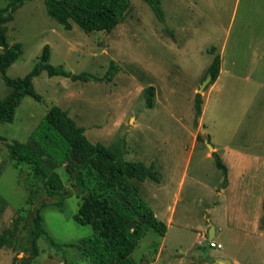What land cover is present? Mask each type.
Returning a JSON list of instances; mask_svg holds the SVG:
<instances>
[{
  "label": "rangeland",
  "instance_id": "obj_1",
  "mask_svg": "<svg viewBox=\"0 0 264 264\" xmlns=\"http://www.w3.org/2000/svg\"><path fill=\"white\" fill-rule=\"evenodd\" d=\"M130 1L120 22L103 34L99 43L72 20V28L65 29L47 14L43 0L24 2L8 22V43H21L18 59L6 69L9 77H22L29 72L45 44L50 46L49 62L62 65L72 73L88 72L102 77L110 60L118 71L109 82H84L61 75L49 76L42 70L33 78L41 100L24 96L13 120L0 123V233L9 230L11 239V245L0 247V264H20L21 258L26 260L30 256L29 264H92L75 245H68L92 233L89 224L74 220L80 204L76 193L63 199L62 209L52 203L41 209V226L62 246L55 248L46 235H41L36 241V255L23 249L24 226L34 208L26 202L31 178L26 167L18 171L11 165L5 143L26 141L52 105L67 109L75 122L85 127V134L92 142L109 145L124 136L129 153L124 158L143 163L158 160V167L164 169L160 171L161 179L169 171L165 170V162L170 155H176L174 161L179 162L189 155L187 175L178 191L171 227L163 237L148 228L131 253L135 261L143 255L152 260L159 243L164 242V252L173 259L168 264H189L188 251L194 252L197 259V252L202 250L195 242L191 245L198 227H210L213 223L223 227L215 237L223 247L208 246L209 252L229 249L235 257L244 259L245 250L260 246L264 256V244L254 239L256 233L251 223L257 214L264 220V200L259 208L251 197H239L240 210L234 213L231 200L218 206V186L214 183L223 175L212 155L204 156L205 152L213 151L205 138L214 146L228 144L246 149L252 157L264 156L263 145L251 144L264 139V0H161L164 22L157 19L145 0ZM7 2L0 0V8ZM212 47L221 55L222 68L231 77L228 79L224 73L219 85L209 90V84L200 92L202 110L194 123L195 93L214 56ZM150 84L155 86L153 107L146 106V87ZM8 93L10 87L0 76V98ZM134 119L142 125L130 132L125 128L120 131L121 126L129 129ZM189 130L192 137L201 136L199 146L191 148ZM218 153L231 167L233 179L234 160L222 148ZM176 169L181 170L180 163ZM57 171L64 185L70 187L64 168L58 167ZM257 175L260 181L264 176L262 167ZM178 178L173 172L170 185L160 192L164 199L176 196ZM162 185L167 184L162 181ZM154 188L157 186L151 187ZM42 193H37L35 198L52 199ZM140 194L149 201L145 198L148 192L144 185ZM233 236L242 240V253L237 249L240 245L232 243ZM255 259H250L251 264H260Z\"/></svg>",
  "mask_w": 264,
  "mask_h": 264
},
{
  "label": "trees",
  "instance_id": "obj_2",
  "mask_svg": "<svg viewBox=\"0 0 264 264\" xmlns=\"http://www.w3.org/2000/svg\"><path fill=\"white\" fill-rule=\"evenodd\" d=\"M28 0H8L0 8V76L11 87L10 93L0 98V123L13 120L16 107L24 96L29 95L40 101L41 95L35 90L33 78L42 70L49 76L61 75L71 80L104 81L113 79L118 68L113 60L102 77L88 72L72 73L62 65L49 62L50 46L45 44L33 68L22 77H9L6 69L18 59L21 43L9 44L7 41V22L13 19V12ZM160 22L165 21L161 0H145ZM47 14L65 29H71L74 21L85 33L100 42L103 34H108L120 22L129 9L130 0H43ZM220 54L215 53L205 75L210 72L212 84L220 72ZM204 75V77H205ZM203 77V78H204ZM208 84V85H209ZM207 85V86H208ZM155 86L146 87V106L153 105ZM202 95L195 93V120L201 114ZM1 139V138H0ZM201 136H197L200 140ZM11 165L18 171L28 170L31 184L26 202L34 206L24 226L25 242L23 249L32 256L38 253L36 241L46 235L50 244L60 248L47 235L41 226V209L47 204H54L62 209L63 199L72 193L80 198L74 220L80 224H89L92 233L80 239L75 245L92 264H147L144 255L139 261L131 257L139 240L148 228H153L161 236L167 225L158 219L149 204L139 194L136 185L129 178L143 180L146 177L158 180L152 165L141 161H128L123 155L127 152L126 139L120 136L110 146L102 142H92L85 134L83 126L78 125L69 115L68 110L58 105L48 108L28 139L24 142L5 143ZM214 163L220 169L223 180L227 183V166L216 151H212ZM58 167H63L71 186L64 185ZM42 191L51 200H38L37 193ZM58 198V199H56ZM56 199V200H55ZM11 245L9 230L0 233V247ZM20 260V264H29V259Z\"/></svg>",
  "mask_w": 264,
  "mask_h": 264
},
{
  "label": "crops",
  "instance_id": "obj_3",
  "mask_svg": "<svg viewBox=\"0 0 264 264\" xmlns=\"http://www.w3.org/2000/svg\"><path fill=\"white\" fill-rule=\"evenodd\" d=\"M13 20V19H12ZM11 20V21H12ZM8 22H7V30H8ZM1 49V48H0ZM213 54H215V50L214 47L211 48ZM223 51V48H222ZM221 51V53H222ZM220 72L216 78V80L210 84L209 86V90L213 89L214 87H216L217 85H219V81L221 80L222 76L224 75V73H227L228 79L231 77V74H229L228 72H226V70H224L222 68V66L224 65L223 59L221 58L220 55ZM211 63V62H210ZM233 63V62H231ZM253 72L251 71V74ZM10 87V86H9ZM10 91H11V87H10ZM153 107V105L151 106ZM140 125H142L141 123H138V120L134 119V123L131 125V127L129 129H127L126 126H121L120 127V131L122 129L125 128L126 131L130 132L135 128H138ZM85 129V127H84ZM191 129V127H190ZM190 131V137L192 138V147L194 148L196 147V145L198 143V140L195 137H192V132ZM114 142V141H113ZM112 142V143H113ZM111 143V144H112ZM111 144L107 145L110 146ZM127 140H126V149H127ZM252 145H263L264 146V139H259V140H255V142L251 143ZM212 145V150L216 151V153H218V150H220V148L223 149V152L225 154L230 155L229 159L230 160H234V162H232V164L234 165V167H236V173H235V177L232 179L231 175H230V170L231 167L227 166V183L226 185L222 186V180L223 178L220 180L218 179L214 184L215 186H218V191H217V196H218V200H217V204H219L218 206L223 205L224 201L227 200H231V205L234 207L232 209V212H239L240 208L238 206L239 201L238 198L239 197H244V196H249L252 198L253 202L257 201V203L259 204V208L260 205L262 204L263 200H264V176L261 177L260 181L258 180L259 175V168H263L264 169V156L263 157H252L250 155L247 154L246 149L243 148H239V147H233V146H228V144H224L223 146L219 145ZM203 151V150H202ZM263 154H264V149H262ZM126 153V152H125ZM124 155H129V153H126ZM219 154V153H218ZM123 155V157H124ZM212 155V152H205L204 156L210 157ZM170 159H168V161L165 162V170L168 169L169 171L167 172V174L165 173V177H163L161 179L160 176H162L160 173V171L164 170L158 164V160H154L151 161L149 163L144 162L145 165L149 166L152 165L153 170L155 171V174L158 177V180H154L153 178L150 177H146L143 180H139L137 178H129V180L136 185L138 192L140 194V187L142 185H144L145 190L148 192V197L147 195L145 196V198H148L149 201H145L149 204V206L151 207V209L153 210L155 216L164 221L167 225V230L171 227L172 223H173V215L175 213V207H176V200H177V196H178V191L179 189L182 188V185L184 184L186 175H187V167L189 164V155L186 157L185 161L181 160V162H179L178 160L174 161V159H177L176 155H170ZM220 156V154H219ZM221 157V156H220ZM125 159V158H124ZM221 159L223 160V158L221 157ZM130 161V160H128ZM262 161V162H260ZM224 162V161H223ZM180 163L181 165V170H177L176 166H178ZM225 163V162H224ZM173 172L175 174V176H179L178 180H177V185L175 186V194L176 196H173L172 199H168L166 200V198L164 199L163 196L161 195L162 193V188H168V184L169 182L172 181L173 178ZM160 177V179H159ZM162 181L164 184L167 185H162ZM153 182V183H152ZM157 186V188L151 189V187L153 186ZM161 192V193H160ZM159 194V195H158ZM239 194V195H237ZM141 195V194H140ZM221 196V197H220ZM223 198V200H221ZM230 198V199H229ZM225 199V200H224ZM256 203V204H257ZM264 206V205H263ZM209 220L212 221V219L209 217ZM254 224V232L256 233V236L254 237V239L261 243L264 244V226H262V224L264 223V220L262 219V217L260 215H255L253 217V221L251 222ZM213 235L211 237L208 236V230H209V225L207 227L204 226H200L198 227L199 229H197L195 236L193 238V242L191 243V245L194 244H198L199 246H202V250L200 252H197V254H199V258L196 259V255L194 252H190L188 251L187 253V261L189 262V264H220V263H215V258H227L230 261L233 262V264H251V258H256L259 259L260 264H263V255H262V251H261V247L258 246L257 248L254 247V250H245V256L243 255L242 257L244 259H240L239 256H234L233 254H231L229 249H225L224 251H220V253H212L208 251V240H213L214 242L218 243L221 245L220 248L223 247L222 243H220L219 241L217 242V240L215 239L216 235H219V232L222 231L223 227L221 226H216L215 223H213ZM166 232L164 233V235H166ZM218 232V234H217ZM194 233V232H193ZM163 235V236H164ZM162 236V237H163ZM200 237V238H198ZM202 238L203 241H201L200 239ZM204 240L206 241V243L204 244ZM239 237L235 239V236L232 237V243H235L236 245L239 244V246H237V249L239 251V253H242L243 249L242 248V244L240 243ZM262 241V242H261ZM201 242V243H199ZM191 245L189 246V248L191 247ZM164 247V242L159 243L158 248L156 251H154V255H153V259L150 260L147 264H168L169 262H171L172 256L169 254H166L163 250ZM197 249H199L198 246H196ZM212 248V247H211ZM215 248V247H213ZM181 259H183V257H181ZM255 259V260H256ZM181 261V260H180Z\"/></svg>",
  "mask_w": 264,
  "mask_h": 264
},
{
  "label": "water",
  "instance_id": "obj_4",
  "mask_svg": "<svg viewBox=\"0 0 264 264\" xmlns=\"http://www.w3.org/2000/svg\"><path fill=\"white\" fill-rule=\"evenodd\" d=\"M212 80V74L210 72H208L205 77L203 78V80L201 81V84L199 86L198 92H202L204 90V88L210 83V81ZM205 143L207 144L209 150L212 149V145L209 143V141L205 138L204 139ZM3 146H6L5 144H2ZM213 231L214 228L212 225H210V228L208 230V236L211 237L213 235ZM215 263H220V264H233L232 261H230L227 258H215Z\"/></svg>",
  "mask_w": 264,
  "mask_h": 264
},
{
  "label": "built area",
  "instance_id": "obj_5",
  "mask_svg": "<svg viewBox=\"0 0 264 264\" xmlns=\"http://www.w3.org/2000/svg\"><path fill=\"white\" fill-rule=\"evenodd\" d=\"M199 243H201V242H199ZM208 246H210V247H217V248H220L221 247V245L220 244H218V243H216V242H214L213 240H208Z\"/></svg>",
  "mask_w": 264,
  "mask_h": 264
}]
</instances>
